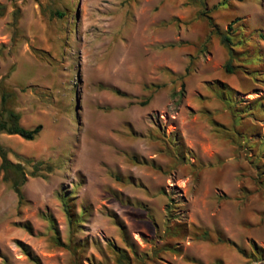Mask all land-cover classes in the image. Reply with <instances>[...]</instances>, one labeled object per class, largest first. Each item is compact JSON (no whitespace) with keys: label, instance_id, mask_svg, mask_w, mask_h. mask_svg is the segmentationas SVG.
I'll return each instance as SVG.
<instances>
[{"label":"rangeland","instance_id":"374dc122","mask_svg":"<svg viewBox=\"0 0 264 264\" xmlns=\"http://www.w3.org/2000/svg\"><path fill=\"white\" fill-rule=\"evenodd\" d=\"M0 3V264H264V0Z\"/></svg>","mask_w":264,"mask_h":264},{"label":"trees","instance_id":"16d2710c","mask_svg":"<svg viewBox=\"0 0 264 264\" xmlns=\"http://www.w3.org/2000/svg\"><path fill=\"white\" fill-rule=\"evenodd\" d=\"M6 5L0 3V16H2L5 13ZM59 16H62L63 13L61 11L56 12ZM18 10H14V19L13 23L15 25L16 19H17ZM206 14V12L204 13ZM207 15V14H206ZM211 20V18L209 17ZM16 33V29L13 31ZM234 29H232L231 24L227 27L226 31L220 36L221 42L228 48L229 54L232 58V51H233V43H234ZM263 38V34H259ZM230 60L225 64L226 71H232L233 66L230 64ZM224 87V86H223ZM227 88V86H225ZM224 87V88H225ZM223 90H219L218 93L222 96ZM11 95L10 92H7L3 87H1L0 92V134L6 133V134H15L20 136L21 138L25 140H33L38 133L42 129V124L38 123L33 127H25L20 123V114L14 110L12 107H10L7 103L9 96ZM228 95H226L225 102L227 104L230 103V100L227 98ZM178 144H176L179 148L183 147L182 142H179V138H177ZM8 148L5 147L0 143V171L3 173L2 178L4 180H9L11 182V186L16 193L18 199L20 200L22 197L21 193V186L26 181V172L23 168V165L20 162H13L8 157ZM181 152V151H179ZM180 155V154H178ZM183 158V156H179L177 159ZM42 164L41 161L35 162L33 164L34 170H38L40 165ZM49 167V166H47ZM170 207V206H169ZM168 215L167 220H170L172 213L170 208L167 209ZM176 216H173L175 218ZM200 238L205 239L208 237V231L204 230L200 236ZM222 240V239H221ZM127 254L123 252L122 250H119V257L118 261L121 262L122 259H127Z\"/></svg>","mask_w":264,"mask_h":264}]
</instances>
